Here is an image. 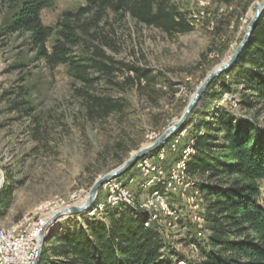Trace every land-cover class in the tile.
<instances>
[{
    "label": "rangeland",
    "instance_id": "rangeland-1",
    "mask_svg": "<svg viewBox=\"0 0 264 264\" xmlns=\"http://www.w3.org/2000/svg\"><path fill=\"white\" fill-rule=\"evenodd\" d=\"M171 1L188 13L189 20V11L195 5L189 0ZM260 1L211 0L206 7L208 15L201 23L192 25L188 33L175 35L138 23L128 14L108 13L96 28L101 37L97 43L106 35L109 42L103 45L106 53L117 62L148 70L151 80L134 86L124 83L126 74L119 73L116 84L102 76L91 92L121 101L124 109L106 119H93L88 116L83 96L78 92L83 85L68 74L67 67L50 68L45 60L37 58L29 33L6 30L13 10L8 1L0 0V192L6 184L10 185L8 203L0 207V228L11 230L23 217L37 218L38 214L46 217L44 224L57 210L83 202L97 178L120 166V159L126 161L134 151L155 141L178 121L206 76L233 55ZM85 2L57 0L42 12L43 22L55 25L64 11L76 10ZM220 105L239 116L255 119L264 127V102L246 109L241 104L239 90L224 92L212 103L204 100L195 121L211 120ZM190 130L178 131L159 152L138 163L146 158L149 163L155 160L170 179L173 166L184 156L187 146L193 147L195 140ZM175 140L177 147L173 149L171 144ZM162 150L164 159L158 156ZM193 152L194 148L189 158ZM138 163L117 178L127 180L125 184L137 200H144L151 191L163 187L160 183L142 187L147 178L140 172L143 168ZM130 175L137 180L127 179ZM189 179L197 181L194 188L173 183L176 191L165 193V202L176 215L163 214L160 223L150 226L158 227L170 264H177L179 258L188 264H201L204 259L201 252L204 244L196 238L198 221L194 216L198 210L193 207L201 199V191L198 180ZM104 185L91 208L60 218L47 236L66 231L74 222L107 220V211L114 208H107L100 216L89 213L106 197ZM157 185L160 187L155 188ZM145 193L148 195L143 196ZM63 200L67 203L56 211L38 213L39 207ZM197 204L202 207L203 201ZM121 208L129 207L118 209ZM205 233L209 240L207 228Z\"/></svg>",
    "mask_w": 264,
    "mask_h": 264
},
{
    "label": "trees",
    "instance_id": "trees-1",
    "mask_svg": "<svg viewBox=\"0 0 264 264\" xmlns=\"http://www.w3.org/2000/svg\"><path fill=\"white\" fill-rule=\"evenodd\" d=\"M6 1L13 10L6 30L29 33L37 58L50 68L67 67L83 85L78 92L93 119H106L124 109L121 101L91 92L102 76L116 84V76L126 74L124 83L134 86L151 80L148 70L108 55L103 47L109 44L106 35L97 43L101 37L96 28L108 13L128 14L169 35L193 29L188 13L171 0H86L78 9L64 11L55 25L45 24L42 12L57 0ZM238 90L246 109L264 102V11L233 68L211 83L200 103ZM200 103L178 133L191 128L195 140L186 172L198 180L210 232V249L201 248V264H264V127L221 105L211 120L195 121ZM9 190L6 184L0 192V207L7 205ZM106 215L107 220L74 222L64 232H51L38 264H170L158 227H145L143 218L129 208L110 209Z\"/></svg>",
    "mask_w": 264,
    "mask_h": 264
},
{
    "label": "bare ground",
    "instance_id": "bare-ground-1",
    "mask_svg": "<svg viewBox=\"0 0 264 264\" xmlns=\"http://www.w3.org/2000/svg\"><path fill=\"white\" fill-rule=\"evenodd\" d=\"M210 1L211 0L202 1V8L203 9L200 10L199 13H198L197 5L195 3H192L195 5V8L189 11V21H190L191 25L195 26V25L201 23L202 20L206 18V16L208 15L206 7L209 5ZM177 142H178V140H175V142L171 144L173 149H175V147H177L176 146ZM192 151H193V147H192V144H190L187 146V149L184 153V156H182V158H180V160L177 161L176 165L173 166V168L171 170V176H169V178L171 180L165 177L166 176L165 173H167V172L164 173L163 167L159 164H158V172H162V174L145 175L147 180H146V182L144 181V183L141 185L142 187H148V186L152 187L153 185L160 183L163 187L162 189L164 190V192L162 189H154L153 191H151L149 196L147 198H145L144 200H142V199L140 200V198H139V200H137V197H136L135 193L133 192V190L131 191V189L127 186V183L125 184V182L127 180L124 181L121 178L120 179L116 178V179L108 181L104 185V188L106 190L105 193L107 194V195L105 194L106 197L103 198L104 199L103 201H100L98 204H96V206L89 213L91 214V216L95 217V216L103 215L105 210L109 207L110 208H119L122 206H127L135 214V216L137 218H140V219L143 218V220H144L143 223H144L145 227H150L152 224L158 223L160 220H162L161 215H163V214L167 215V216L170 215V216L174 217L175 211L170 209L169 206L166 204L164 196H165V193H168V192L174 193L176 191L177 187L175 185H173V183L185 184L187 187L189 186L192 188H194V186L196 185L197 181L195 182V181L189 179V175L186 172L187 161L189 159L190 152H192ZM158 156H159V158H163V150ZM148 160L149 159L146 158L143 161H140L138 163V166H141L144 169L145 167L149 166V164H150L148 162ZM130 181H133V179H131ZM110 183H113V185H117L116 197H115L114 188H107V185H110ZM181 184H179V185H181ZM181 188H183V186ZM125 190H128V194H130V200L129 199H120L117 202V198H124L125 197ZM196 192H197V194L199 193V191H196ZM74 195H76V194H74ZM72 198L73 199L77 198V196L72 197ZM196 201L201 202L202 200L197 199ZM192 202H194V200ZM66 203L67 202H65L64 200L61 203L58 202L55 205H53L51 202H49L47 205H45V206L43 205V206L39 207L38 213L39 212L43 213L44 210L56 211L55 210L56 208H58V207L61 208ZM197 203H194V205H193L194 209L198 210L196 215L194 216V219L196 222L198 221L197 224L199 226L198 232L196 234L197 235L196 238L199 239V241L204 244V247L206 249H209L210 246H209V242H208V239H207V236L205 233L206 230L204 229L205 216H204L203 207H201V205L197 204ZM45 219H46V217L43 214H38L37 218L32 217V216L31 217L25 216V217H23V220H21L20 223L16 224L15 227H13L11 230H5V229L0 228V232L2 234H4L5 240L16 241V233L25 232L27 229L33 228V226H35V224L40 220L39 221V227H35V229H34L32 245H30V253H35L32 264H35L36 259L38 257V247H39L38 246L39 245V238L38 237L40 235L42 227L46 223L45 222L43 224ZM31 220H34V221H32V223H31ZM194 247L196 248L195 245H194ZM176 262H177V264H188L184 258H182V259L179 258V259H177ZM11 264H19V261H12ZM20 264H29V260H22V261H20Z\"/></svg>",
    "mask_w": 264,
    "mask_h": 264
},
{
    "label": "water",
    "instance_id": "water-1",
    "mask_svg": "<svg viewBox=\"0 0 264 264\" xmlns=\"http://www.w3.org/2000/svg\"><path fill=\"white\" fill-rule=\"evenodd\" d=\"M264 11V0H261L248 24L247 30L245 32V35L238 45L237 49L233 53V55L229 58L228 61L224 62L223 64L217 66L214 68L204 79V81L198 86L195 93L193 94V97L189 101L188 105L186 106L184 112L182 113L180 119L167 127L159 136L158 138L149 143L146 146H143L139 148L138 150L134 151L131 156L124 161L120 166L115 168L114 170H111L104 175L100 176L96 179L94 184L92 185L88 195L84 199L83 202L70 205L68 207L62 208L56 213H54L44 224V226L41 229L40 235H39V247H38V257L36 259L35 264H38L41 258L43 245L47 238V232L49 229L55 224L60 218L64 216H70V215H76L81 214L85 211H87L89 208H91L99 194L100 188L109 180L120 177L127 173L129 170H131L139 160L149 156L154 151L159 150L163 147V145L167 142L168 139H170L174 134H176L178 131H180L184 125L188 122L190 115L200 102L202 96L207 91L208 87L211 85V83L218 78L220 75L230 71L235 63L237 62L241 52L244 50V48L248 45L251 36L255 30V27L262 15V12ZM1 171V169H0Z\"/></svg>",
    "mask_w": 264,
    "mask_h": 264
},
{
    "label": "built area",
    "instance_id": "built-area-1",
    "mask_svg": "<svg viewBox=\"0 0 264 264\" xmlns=\"http://www.w3.org/2000/svg\"><path fill=\"white\" fill-rule=\"evenodd\" d=\"M202 1L204 0H189L190 3H195L197 5L198 13L203 9ZM224 100L226 101L227 98ZM158 164L159 162L153 160L149 166L145 167L140 172L143 175L162 174V172H158ZM134 180H137L135 176ZM107 188H114L116 197L117 185L110 183V185H107ZM120 199L130 200L128 190H125L124 198H117V202ZM39 221L35 224V226H33V228H29L25 232L16 233V241L5 240L4 234L0 232V264H11L12 261H19L20 264V261L22 260H29V264L33 263L35 253H30V245H32L34 229L35 227H39Z\"/></svg>",
    "mask_w": 264,
    "mask_h": 264
},
{
    "label": "crops",
    "instance_id": "crops-1",
    "mask_svg": "<svg viewBox=\"0 0 264 264\" xmlns=\"http://www.w3.org/2000/svg\"><path fill=\"white\" fill-rule=\"evenodd\" d=\"M127 178H128V177H127ZM129 178L134 179V178H133V175H130ZM157 186H158V185H157ZM157 186H156V187H157ZM148 192H150V191H148ZM145 195H148V193H145L143 196H145Z\"/></svg>",
    "mask_w": 264,
    "mask_h": 264
}]
</instances>
